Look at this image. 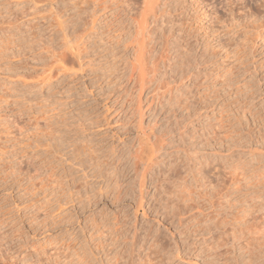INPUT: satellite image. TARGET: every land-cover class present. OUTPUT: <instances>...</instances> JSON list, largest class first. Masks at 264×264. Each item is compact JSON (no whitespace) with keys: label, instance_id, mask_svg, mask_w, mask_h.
I'll return each mask as SVG.
<instances>
[{"label":"rangeland","instance_id":"rangeland-1","mask_svg":"<svg viewBox=\"0 0 264 264\" xmlns=\"http://www.w3.org/2000/svg\"><path fill=\"white\" fill-rule=\"evenodd\" d=\"M263 237L264 0H0V264H264Z\"/></svg>","mask_w":264,"mask_h":264},{"label":"bare ground","instance_id":"bare-ground-1","mask_svg":"<svg viewBox=\"0 0 264 264\" xmlns=\"http://www.w3.org/2000/svg\"><path fill=\"white\" fill-rule=\"evenodd\" d=\"M207 6H209V5H207ZM188 197H187V194L185 193V191H183V190H179V192L177 193L176 192V203H172L173 205V208H170V205L168 206L170 209H172V210H174V209H176L177 207H179V205H178V202H181V203H185V202H187L188 201ZM171 203V202H170ZM170 203H168V204H170ZM171 206V207H172ZM261 242H262V246H263V251H264V237L263 238H261Z\"/></svg>","mask_w":264,"mask_h":264}]
</instances>
